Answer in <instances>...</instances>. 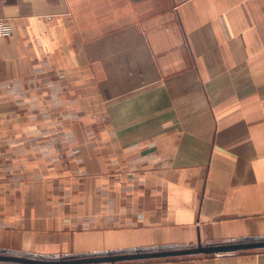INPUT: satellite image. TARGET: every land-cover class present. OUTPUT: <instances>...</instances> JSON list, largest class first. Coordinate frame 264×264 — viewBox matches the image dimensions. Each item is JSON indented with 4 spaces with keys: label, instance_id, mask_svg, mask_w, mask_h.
Returning <instances> with one entry per match:
<instances>
[{
    "label": "crops",
    "instance_id": "crops-1",
    "mask_svg": "<svg viewBox=\"0 0 264 264\" xmlns=\"http://www.w3.org/2000/svg\"><path fill=\"white\" fill-rule=\"evenodd\" d=\"M0 22V252L264 239V0H0Z\"/></svg>",
    "mask_w": 264,
    "mask_h": 264
},
{
    "label": "water",
    "instance_id": "water-1",
    "mask_svg": "<svg viewBox=\"0 0 264 264\" xmlns=\"http://www.w3.org/2000/svg\"><path fill=\"white\" fill-rule=\"evenodd\" d=\"M264 250L263 240L240 241L227 244L202 245L192 248L166 249L154 251H132L108 253L91 256H74L65 258H41L21 256L0 252L3 264H121L129 262L151 261L175 257L219 255L236 252Z\"/></svg>",
    "mask_w": 264,
    "mask_h": 264
},
{
    "label": "built area",
    "instance_id": "built-area-1",
    "mask_svg": "<svg viewBox=\"0 0 264 264\" xmlns=\"http://www.w3.org/2000/svg\"><path fill=\"white\" fill-rule=\"evenodd\" d=\"M8 33H9V28L3 22H0V35L8 34Z\"/></svg>",
    "mask_w": 264,
    "mask_h": 264
}]
</instances>
